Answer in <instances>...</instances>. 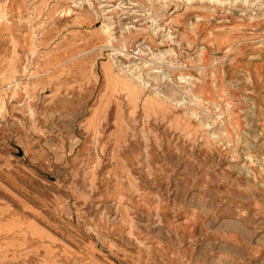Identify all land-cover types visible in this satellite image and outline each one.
Returning a JSON list of instances; mask_svg holds the SVG:
<instances>
[{
    "label": "rangeland",
    "instance_id": "obj_1",
    "mask_svg": "<svg viewBox=\"0 0 264 264\" xmlns=\"http://www.w3.org/2000/svg\"><path fill=\"white\" fill-rule=\"evenodd\" d=\"M0 264H264V0H0Z\"/></svg>",
    "mask_w": 264,
    "mask_h": 264
},
{
    "label": "bare ground",
    "instance_id": "obj_2",
    "mask_svg": "<svg viewBox=\"0 0 264 264\" xmlns=\"http://www.w3.org/2000/svg\"><path fill=\"white\" fill-rule=\"evenodd\" d=\"M102 32L106 35L107 41L108 42H112L113 41V34L111 32V25L110 23H108L106 20H104L103 25H102ZM110 63L114 66V67H118L117 63L114 59L113 56H111L110 58ZM119 72L121 74L116 73V77L123 83H125L126 85H129L128 87H126L124 84L123 86L125 87V89H129V93H131L132 95H134V97H139V95L141 94V92L147 87L145 85V83H139L136 79L139 78L138 76L134 75L132 73V75L130 76L129 74L125 73L121 68H119ZM205 75V74H204ZM208 76V75H207ZM128 80V81H126ZM158 93V92H157Z\"/></svg>",
    "mask_w": 264,
    "mask_h": 264
}]
</instances>
